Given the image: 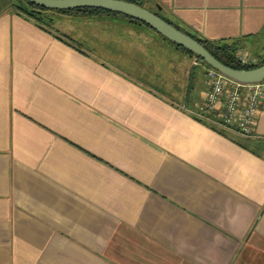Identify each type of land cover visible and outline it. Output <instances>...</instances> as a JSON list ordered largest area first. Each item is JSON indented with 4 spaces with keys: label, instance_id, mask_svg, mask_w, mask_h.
Segmentation results:
<instances>
[{
    "label": "crops",
    "instance_id": "crops-1",
    "mask_svg": "<svg viewBox=\"0 0 264 264\" xmlns=\"http://www.w3.org/2000/svg\"><path fill=\"white\" fill-rule=\"evenodd\" d=\"M135 1L264 60V0ZM1 13L0 264H264V99L253 135L203 123L206 67L150 27Z\"/></svg>",
    "mask_w": 264,
    "mask_h": 264
},
{
    "label": "water",
    "instance_id": "water-1",
    "mask_svg": "<svg viewBox=\"0 0 264 264\" xmlns=\"http://www.w3.org/2000/svg\"><path fill=\"white\" fill-rule=\"evenodd\" d=\"M44 9L70 11L77 9H99L117 13L140 21L156 31L166 40L193 53L208 67L244 84L264 82V64L253 70H236L222 64L205 47L190 35L180 31L156 13L141 4L125 0H26Z\"/></svg>",
    "mask_w": 264,
    "mask_h": 264
},
{
    "label": "built area",
    "instance_id": "built-area-1",
    "mask_svg": "<svg viewBox=\"0 0 264 264\" xmlns=\"http://www.w3.org/2000/svg\"><path fill=\"white\" fill-rule=\"evenodd\" d=\"M236 58L244 66L259 64L258 59L245 54H238ZM205 75L204 109L215 115V121L221 126L243 136L253 135L256 116L264 99V82L244 84L211 68H206Z\"/></svg>",
    "mask_w": 264,
    "mask_h": 264
},
{
    "label": "trees",
    "instance_id": "trees-1",
    "mask_svg": "<svg viewBox=\"0 0 264 264\" xmlns=\"http://www.w3.org/2000/svg\"><path fill=\"white\" fill-rule=\"evenodd\" d=\"M125 1L141 4L140 2L135 1V0H125ZM23 2H24L23 4H13L12 5L13 10L18 15L22 16L23 18H25L28 21L33 22L40 29L44 30L45 32L53 35L55 38L59 39L60 41H62L64 43H67L69 45H73V44L69 40H67V38L64 35H62L58 31L54 30L53 23H52L53 19L51 18V16L53 14H69V15L70 14H83L84 16H90V15H94V14L121 15V14L112 13V12L99 10V9H77V10H70V11H55V10L44 9V8L39 7V6L33 5L29 2H27L26 0H23ZM159 17H161V16H159ZM126 18H128L132 21H135L137 23L144 24V23L137 21L135 19H132L130 17H126ZM162 19H164V18H162ZM164 20L167 21L166 19H164ZM167 22L170 23L169 21H167ZM144 25H146V24H144ZM174 27H176V26H174ZM176 28L179 29L178 27H176ZM179 30L182 31L181 29H179ZM191 37L193 39L197 40L203 47H205L222 64H224L230 68H233L236 70H253V69L258 68L264 64V60H263L262 62H260L257 65H254V66L241 65L237 61L235 53L229 51L227 48H220V47H217L213 44L208 43L207 41L195 38L193 36H191ZM172 44H174V43H172ZM174 45L177 46L179 49H181L186 54L190 55L191 57H195L197 59V57L193 53H191L190 51L178 46L177 44H174ZM198 61L201 62L205 67L210 68L201 59H198ZM195 70H196V67L194 66V68L191 72L190 80H189L190 89H191L192 81L194 78ZM190 89H189V92H190ZM193 115L200 122H203V123L206 122L208 124L209 123L218 124L216 121L212 120L209 116H206V115L201 114L199 112L193 113ZM218 125H220V124H218Z\"/></svg>",
    "mask_w": 264,
    "mask_h": 264
},
{
    "label": "rangeland",
    "instance_id": "rangeland-1",
    "mask_svg": "<svg viewBox=\"0 0 264 264\" xmlns=\"http://www.w3.org/2000/svg\"><path fill=\"white\" fill-rule=\"evenodd\" d=\"M23 3H24L23 0H0V14H2L1 12L8 10L10 7H12L13 4H23ZM75 21L76 19L74 18L72 19L67 18L66 22H64L63 25H65L66 23L68 26L77 27V26H74L76 24ZM52 23H53V28L55 29L59 28V24L60 25L62 24V23H59V19L56 20L55 18L52 21ZM194 81H195V84H194V89H193V95L200 97L201 93L205 89L206 75L203 72H201L200 69H197V71L195 72Z\"/></svg>",
    "mask_w": 264,
    "mask_h": 264
}]
</instances>
